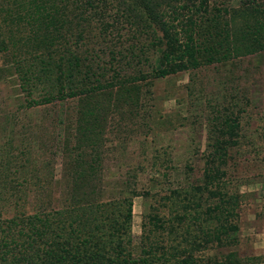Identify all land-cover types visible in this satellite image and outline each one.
I'll list each match as a JSON object with an SVG mask.
<instances>
[{
    "label": "rangeland",
    "instance_id": "1",
    "mask_svg": "<svg viewBox=\"0 0 264 264\" xmlns=\"http://www.w3.org/2000/svg\"><path fill=\"white\" fill-rule=\"evenodd\" d=\"M115 2L70 12L74 96L55 97L53 74L22 84L0 50L1 215L126 194L134 257L264 264V0L172 1L181 24L197 7L195 39L210 47L197 50L199 65L152 77L140 57L121 79L109 51L139 53L150 38Z\"/></svg>",
    "mask_w": 264,
    "mask_h": 264
},
{
    "label": "trees",
    "instance_id": "2",
    "mask_svg": "<svg viewBox=\"0 0 264 264\" xmlns=\"http://www.w3.org/2000/svg\"><path fill=\"white\" fill-rule=\"evenodd\" d=\"M110 1L0 0V50L11 51L22 84L27 85L33 77L49 80L53 74L51 80L57 87V95L46 93L42 100L50 101L54 96L63 99L80 92L82 89L79 91L73 85L70 72L74 67L79 76L78 54L69 49L73 30L70 12L74 13L79 3L85 2L96 9L97 3L106 7ZM115 1L122 13L132 17L137 26H143L140 29L147 32L150 39L145 47L153 50L150 56L154 55V62L142 50L145 49L143 45L139 46V53L132 47L125 52L111 49V58L118 65L117 70L113 69L112 79H121L120 69L131 66L134 60L139 62L140 57L150 64L152 77L175 73L189 65L197 67L200 63L196 58L197 50L210 48H201V43L195 39L196 31L192 26L195 25L197 7L194 3L188 6L187 18L181 24L180 13L172 8L174 0ZM80 36L76 35L77 38ZM208 52L204 63L215 59L212 51ZM25 61L28 65L21 66ZM137 72L142 71L138 69ZM97 74L104 73L99 71ZM141 76L144 75L141 73ZM98 84L96 82V86ZM74 161H77L76 157ZM71 197L73 207L69 208L52 206L31 212L17 210L9 217L0 213V264H151L146 258H137L125 251L124 243L131 240V196H121L120 204L119 201L94 203L93 199L73 194ZM71 208H77L79 212ZM217 264L226 263L217 261Z\"/></svg>",
    "mask_w": 264,
    "mask_h": 264
}]
</instances>
